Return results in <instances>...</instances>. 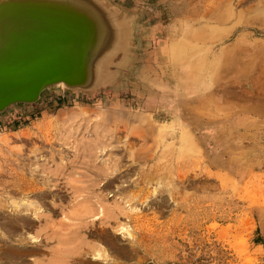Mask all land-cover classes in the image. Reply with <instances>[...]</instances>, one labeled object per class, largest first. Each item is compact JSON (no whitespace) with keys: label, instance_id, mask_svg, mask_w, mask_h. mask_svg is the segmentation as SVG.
Here are the masks:
<instances>
[{"label":"rangeland","instance_id":"374dc122","mask_svg":"<svg viewBox=\"0 0 264 264\" xmlns=\"http://www.w3.org/2000/svg\"><path fill=\"white\" fill-rule=\"evenodd\" d=\"M93 1V86L0 113V264L48 227L110 264H264V0Z\"/></svg>","mask_w":264,"mask_h":264},{"label":"water","instance_id":"95a60500","mask_svg":"<svg viewBox=\"0 0 264 264\" xmlns=\"http://www.w3.org/2000/svg\"><path fill=\"white\" fill-rule=\"evenodd\" d=\"M74 1L84 18L0 0V113L34 103L54 86L85 90L95 83L97 62L112 49L109 22L93 0Z\"/></svg>","mask_w":264,"mask_h":264},{"label":"crops","instance_id":"0c3cea01","mask_svg":"<svg viewBox=\"0 0 264 264\" xmlns=\"http://www.w3.org/2000/svg\"><path fill=\"white\" fill-rule=\"evenodd\" d=\"M41 213L43 212H40L38 216L40 217L43 215L48 220L49 216L45 213ZM47 213L51 216L55 212L52 211V214L50 212ZM46 232L50 233L45 237L44 243L41 244L35 239V242L31 244V246L34 247L33 249L39 250V255H30L26 257L25 259L27 262H23L22 264H34L32 262L33 259L37 260V264H110V248H106L104 245H99L100 247H98L93 239L88 241L80 233H77L76 236L71 234V236L59 239L56 237L58 236L57 230L49 227L42 229V233ZM32 238L34 237L31 236L29 240ZM81 252L82 254H88L92 257L79 263L78 259L75 257H80L82 255ZM97 253L101 255L99 260L94 259Z\"/></svg>","mask_w":264,"mask_h":264},{"label":"bare ground","instance_id":"6f19581e","mask_svg":"<svg viewBox=\"0 0 264 264\" xmlns=\"http://www.w3.org/2000/svg\"><path fill=\"white\" fill-rule=\"evenodd\" d=\"M25 1L29 5V7L39 9L41 13L50 12L53 10L55 13L56 10H59V11H63L66 15H70V16L75 15V17L79 16L81 18H84L87 15V12H84L83 10H79V9L77 10L78 15L76 14L74 8V3H75L74 0H25Z\"/></svg>","mask_w":264,"mask_h":264}]
</instances>
